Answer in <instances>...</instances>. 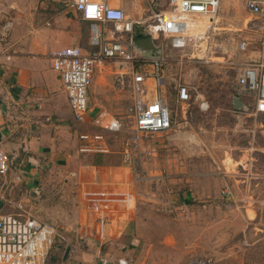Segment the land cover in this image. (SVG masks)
Wrapping results in <instances>:
<instances>
[{
    "label": "rangeland",
    "instance_id": "rangeland-1",
    "mask_svg": "<svg viewBox=\"0 0 264 264\" xmlns=\"http://www.w3.org/2000/svg\"><path fill=\"white\" fill-rule=\"evenodd\" d=\"M126 14L133 21H144L145 16L133 9ZM215 18L211 29H207L208 19L192 20V37L179 49L171 47L169 38L156 42L165 60L162 95L167 105L175 108V87L180 84L207 102L206 111L192 106L188 126L182 122L166 134L142 135L133 143L128 130L114 135L99 127L93 133L90 126L80 125L79 134H100L110 149L103 157L85 154L82 162L100 158L102 164L116 166L112 169L116 193L128 192V202L135 209L125 236L115 246L92 249L95 238L74 232L85 217L77 203L73 208L62 205L60 214L68 216L63 222L50 218V206L11 208L10 215L41 208V221L63 233L64 241L57 238L51 251V264H80L79 257L92 258L96 251L116 258V250L127 255L129 264H140L145 257L149 264H264V115L254 112L253 97L243 96L237 85L242 69L259 61L263 49L258 29L244 30L245 26L222 19L217 22L218 12ZM243 18L254 19L250 14ZM135 29L143 34L142 26ZM88 40L89 32L87 45ZM241 42L246 44L244 50L239 49ZM115 91V104L109 102L111 107L103 108V113L120 118L131 93L127 82L122 87L117 80ZM234 98L243 108H234ZM127 145L131 163L124 162ZM42 176L48 183L54 175ZM3 180L0 177V186ZM62 182L64 189L58 193L73 195L75 200L80 185L64 178ZM0 193L8 195L4 188Z\"/></svg>",
    "mask_w": 264,
    "mask_h": 264
},
{
    "label": "crops",
    "instance_id": "crops-1",
    "mask_svg": "<svg viewBox=\"0 0 264 264\" xmlns=\"http://www.w3.org/2000/svg\"><path fill=\"white\" fill-rule=\"evenodd\" d=\"M105 1L110 7L123 8L125 13L133 9L136 15L147 16L146 0ZM165 1L161 0L162 4ZM249 1L252 0H219L217 22L221 19L233 21L245 26L246 30L248 18H243V14L249 15L246 8ZM71 2L0 0V148L10 158V170L0 176L4 177L0 189H6L8 194L3 197L0 193V214H10L11 208L18 211L38 204L50 206V218L63 222L68 216L60 214L62 205L73 208L77 203L85 217L80 218L74 232L79 237L95 238L92 249H105L107 245L115 246L116 240L125 236L135 209L132 207L134 210L130 211L133 205L130 200L128 202V192L116 193V178L113 177L116 173L112 175L116 166L82 162L87 156L79 152V131L80 125H87L93 133L98 132L100 120H95L103 114V108L115 104L112 101L116 100L118 75L124 74V84L130 85V67L108 62L95 68L88 90V120L84 124L76 123L59 74L51 69L48 60L50 53L65 48L89 51V23L79 18ZM215 22L213 20V24ZM57 170H60L58 177ZM44 174L54 176L46 183ZM63 178L68 183L80 185L79 188L76 185L79 190L75 200L73 195L59 194L64 189ZM44 191L48 195L45 196ZM22 212L36 214L40 220L44 218L41 208ZM100 214L105 218L101 234ZM80 228L82 234L78 233ZM125 256L116 250V258L108 254L103 256L98 251L92 258H79L80 264H100L99 259L104 264H117ZM146 260L147 257L140 264H149Z\"/></svg>",
    "mask_w": 264,
    "mask_h": 264
},
{
    "label": "built area",
    "instance_id": "built-area-1",
    "mask_svg": "<svg viewBox=\"0 0 264 264\" xmlns=\"http://www.w3.org/2000/svg\"><path fill=\"white\" fill-rule=\"evenodd\" d=\"M71 6L79 18L89 23V51L70 47L48 55L50 67L59 74L73 119L78 124L88 120V90L95 68L99 64L114 62L130 67L131 101L124 116L116 118L99 114V127L114 135L128 130L129 141L135 143L142 135L166 134L176 127L189 125L192 106L199 111L208 109L207 102L185 84L175 87V108L167 105L162 95L163 67L165 60L159 57H143L133 46L136 36L149 37L156 45L160 37L169 38L171 47L179 49L190 41L191 21L201 17L211 21L216 16L219 0H146L147 16L143 22L133 21L123 8L110 7L105 0H71ZM131 1V0H123ZM254 17L247 29H258L262 57L259 61L242 69L237 85L245 97H253V110L264 115V0H252L246 5ZM142 24V25H141ZM142 26L143 34L135 27ZM125 38V39H124ZM245 42L239 49H245ZM161 52V51H160ZM117 81L124 85V74ZM152 93V94H150ZM182 121H178V118ZM79 152L85 154H108L110 152L104 137L100 134L79 136ZM128 145L124 148V162L131 163ZM10 170V158L0 148V176ZM105 218L98 216L101 234ZM78 233L82 234L80 228ZM58 228L44 223L31 214H0V264H51L50 256L56 239L64 241ZM100 264L104 261L99 259ZM117 264H128L120 259Z\"/></svg>",
    "mask_w": 264,
    "mask_h": 264
},
{
    "label": "water",
    "instance_id": "water-1",
    "mask_svg": "<svg viewBox=\"0 0 264 264\" xmlns=\"http://www.w3.org/2000/svg\"><path fill=\"white\" fill-rule=\"evenodd\" d=\"M133 46L135 50L139 51L141 54L143 53H151L152 57H159L160 56V48L155 45V43L149 38V37H141V36H136ZM233 106L235 109H240L243 108V103L238 99L234 98L233 99ZM33 216L37 217L36 214ZM52 225V224H51ZM54 226V225H52ZM57 228V226H54Z\"/></svg>",
    "mask_w": 264,
    "mask_h": 264
},
{
    "label": "trees",
    "instance_id": "trees-1",
    "mask_svg": "<svg viewBox=\"0 0 264 264\" xmlns=\"http://www.w3.org/2000/svg\"><path fill=\"white\" fill-rule=\"evenodd\" d=\"M96 157H97V155H96ZM99 157H103V156H99ZM93 164L101 165L102 163H101L100 158H99V159H94V160H93Z\"/></svg>",
    "mask_w": 264,
    "mask_h": 264
}]
</instances>
